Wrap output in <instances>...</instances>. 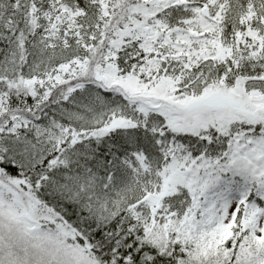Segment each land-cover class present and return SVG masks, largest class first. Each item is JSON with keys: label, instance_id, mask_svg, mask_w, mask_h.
<instances>
[{"label": "snow or ice", "instance_id": "snow-or-ice-1", "mask_svg": "<svg viewBox=\"0 0 264 264\" xmlns=\"http://www.w3.org/2000/svg\"><path fill=\"white\" fill-rule=\"evenodd\" d=\"M0 264H264V0H0Z\"/></svg>", "mask_w": 264, "mask_h": 264}]
</instances>
